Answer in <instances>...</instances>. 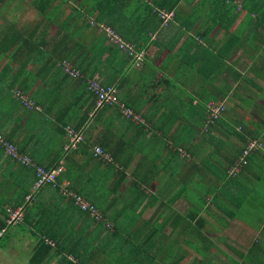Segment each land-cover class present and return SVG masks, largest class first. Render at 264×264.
<instances>
[{
	"label": "trees",
	"instance_id": "1",
	"mask_svg": "<svg viewBox=\"0 0 264 264\" xmlns=\"http://www.w3.org/2000/svg\"><path fill=\"white\" fill-rule=\"evenodd\" d=\"M3 1L0 0V4ZM56 1H34L38 12L44 16L49 12L47 14L51 18L58 16L64 3L75 4L65 22L61 24L62 29H65L64 32L67 30L69 32L53 42V50L59 57L55 60L50 59L52 67L60 69L61 62L66 60L71 68L79 70L81 78H72L63 72L60 80L53 84L55 99L48 97L49 94L47 95L46 92H29L30 86L26 81L19 85L16 78L8 83L5 94L8 95L7 99L13 95L25 108L23 110H34L47 116L46 121H50L59 140L63 136L65 140L56 144L55 157L44 165L40 160L35 161L36 157L32 158L33 156L25 150L23 143L20 145L15 143L12 134L2 133L1 124L0 137L16 146L17 152L31 159V163L25 164L22 160L8 156L1 146L0 150L9 158V163H17L20 169H30L34 174L33 181L36 179L37 167H42L48 172L60 169L55 176V185L49 182L41 186L37 191L35 190L31 201H35V195L42 188L50 187L59 193L63 200H66L65 206L59 205L55 210H45L44 207L34 205L32 211L25 213L24 199L23 219L8 224L6 222L7 206L16 207L18 205L6 203L7 205L4 206L5 201L1 198L0 230L3 231L0 239L6 237L5 234L10 226L29 224L28 233L35 242L30 251L31 255L28 256L29 264H50L54 260L57 264H140L149 253L143 249L146 242H152L154 245L153 258L156 254L163 255L161 263L169 259L168 264H174L173 255L179 252L176 247L177 239H175L178 232H182L184 236L198 237L199 243L204 247L208 246V243L212 244L206 234L207 231H219L229 222L236 224L237 220L245 224H253L250 214L257 210L259 213L264 212V192L247 200L244 189L248 188L241 178V173L250 167V161L255 158L256 152L264 149V125L255 120H249L250 124L248 123L247 109L252 107V103L242 97L250 99L252 96L248 94L254 93L253 90L248 93H235L238 86L232 89L225 80H220V84L218 82L217 85H211L209 73L198 70L195 72L197 76L191 79L190 84L197 83L201 88L194 95L187 93L186 99H183L184 96L180 97L181 106L170 105L171 97H168L166 92L154 90L152 94H148L150 88L156 85L155 80L150 79L149 76L155 70L153 69L155 65L152 61H146L145 49H147L146 45L151 43L152 36H155L160 28L167 27L173 20H178L176 22L181 24L180 29L187 31L185 42L190 44L184 45L182 58L192 57L196 61L200 59L206 61L204 56L208 60L211 54H214L218 61L231 47L242 42L238 35H243V31L248 28V18L257 20L258 17L264 15V0H258V2L257 0ZM45 8L49 11H45ZM83 8L86 10L83 11ZM257 8L261 11L260 16L255 14ZM160 11L172 13L167 22L164 23L160 17ZM242 12L244 15L237 27L232 30ZM156 20L157 24L154 23ZM69 21H72L73 25L69 24ZM100 24L112 28L121 37L123 44H127V47L121 48L118 44L110 42L104 31L99 28ZM214 28L224 31L222 37L225 36V39L222 38L221 42H214L212 37H209ZM15 33L9 45L21 37L18 32ZM77 33L80 34L81 41L72 42L71 40L70 42V38H75V35L77 37ZM245 37L249 38L247 32ZM203 41L208 42L212 50L208 47L204 48V45L199 43ZM142 43L145 45L143 46ZM23 44L26 45V42ZM240 45L246 46L245 43ZM5 46L6 43L3 42L0 49L5 51L2 49ZM139 53L142 54L139 56ZM121 57L123 59L118 60ZM57 60H59L58 64H56ZM47 62L49 61L43 63L37 74V77H42V80L47 76L45 74L48 69ZM185 64L186 61L183 66ZM218 65L215 63L213 65V79L215 76L217 79ZM240 73L241 70L235 75L236 78L240 76ZM30 76L27 74L26 78ZM35 77L36 75L30 78ZM57 77L53 76L52 80ZM70 78L73 81L68 85ZM241 78V80L245 79L244 85L247 84L244 89L249 90L253 85L247 80L245 69H243ZM93 79L98 81L103 89L113 87L116 91L115 98L123 106L106 101L96 107L97 94L88 88V84ZM166 80L167 84L165 83L164 87L171 90L173 83L170 79ZM160 83L163 84L162 81ZM13 87L16 89L12 92ZM69 90L71 96L73 95L72 99L68 97ZM132 91L135 92L133 96L130 93ZM39 95L41 97L45 95L44 102L40 101ZM146 98L152 103L148 114L137 112L134 107ZM65 99L66 104L63 101V103L60 102ZM23 100L32 102L33 107L38 106L39 109L27 107ZM229 102L232 103V108H228L227 103ZM56 106L57 109L54 110ZM73 107H76L75 111ZM123 108H130L140 118L132 119L134 114L125 117L121 111ZM161 110L165 114L164 117L156 118L155 116H159L158 112ZM242 111L246 112L241 113ZM191 112L196 115V118L192 117ZM106 114L108 119L102 121ZM176 115L179 116L178 120H186L177 123L171 130L176 121ZM66 126L72 127L82 136L75 148L65 147L69 143ZM98 128L101 129L94 135L92 130ZM252 142H254L253 146L249 147L248 145ZM96 147L107 153L108 158L96 155ZM133 150H137L136 153H144L140 154L135 167L129 172L127 171V167H130L129 162L125 158L131 160ZM244 150H247L246 154ZM72 153H79L83 156L81 164H76V158ZM121 153L125 156L122 160ZM92 160H96L97 165L106 166L104 180L100 184L102 195H87V192L78 185V169ZM261 165L262 163L259 167ZM114 168L115 171L110 172ZM162 171L160 175L163 180L159 188H156V192L149 194L146 191L149 182ZM256 172L253 171L254 174H259ZM261 174L263 175L258 176L263 178L264 168ZM125 176L131 178L130 187L127 189L128 193L133 195L118 196L117 198L122 200L120 209L109 213L112 207L109 202L111 198L108 202L104 199L110 192L115 193L112 201L116 199ZM111 177L115 178L111 187L104 188ZM244 178L247 182H252L251 176ZM64 181L67 182L66 190L82 196L89 208L81 209L72 197L61 193V183ZM31 185L24 198L31 191ZM127 197H148L149 205L160 198V204L148 218L143 219L141 209L137 208L138 204L131 200L124 202ZM179 198L184 199L187 206L183 213L177 211L175 214L172 208L170 211L168 204ZM166 204L168 206L164 211L167 210L168 214L165 212L159 219L158 212ZM251 206L255 209H251ZM33 214L37 216L32 218ZM170 214H173L174 218L170 221L171 232L174 231L175 235L165 232L168 220L166 215ZM206 216L214 222H208ZM119 219H123V223H120ZM107 220L112 222V230L104 240V244H96V241L100 240V235L103 234ZM107 225L109 227L108 223ZM120 228L125 229L127 237L122 235ZM16 236L17 232L12 235V237ZM251 249H254L256 259L264 264V245L258 247L253 242ZM205 251L198 249L202 259L193 260L192 264H205L207 257Z\"/></svg>",
	"mask_w": 264,
	"mask_h": 264
},
{
	"label": "crops",
	"instance_id": "2",
	"mask_svg": "<svg viewBox=\"0 0 264 264\" xmlns=\"http://www.w3.org/2000/svg\"><path fill=\"white\" fill-rule=\"evenodd\" d=\"M34 1L35 0H4L0 4V45L3 42L6 43V46L2 47V49L5 51H2L0 49V57L2 56L3 58V54H8L7 56L8 59L14 60L11 67H8L7 65L1 67L2 65H0V98H1L0 106L4 102H7L9 104V106H7L5 111V115L7 116V118L2 123L1 132L5 134L7 133L12 134L15 143H17L18 145L23 143L25 145V150L33 156L32 158L34 157L37 158L35 161L40 160L41 164L46 165L50 161V159L55 157V149H48V150L44 149L40 151L36 149V147L38 145L40 146L42 145V147H44L45 145L46 138L44 136L38 137L39 132L37 131V128L38 126H40V124H42L47 120L46 119L47 116L45 117L40 112L37 113L34 110H23L25 108L13 95L11 96V98L7 99L8 95L6 96L5 91L8 89V83L12 81L14 78H16L17 84L19 85L26 81V83L30 86L28 89L29 92L40 90V87L44 83L41 79L42 77L40 76L37 77V74L45 61H49L47 62L48 69L45 73L48 76V77L46 76V82L47 83L51 82V84L53 85L55 81L57 82L60 80V76L62 75L63 71L60 66H59L60 69L59 68L54 69V67H52V61L50 60L51 58H54L55 60V58L59 57V55H56L55 50H53V42L55 41L56 38L61 37L62 35H66V32H69L68 30L64 32L65 29H62L61 24L65 22L66 17L72 10V6H74L75 4L72 2H70L68 5L64 3L59 10L58 16L51 18L48 16L49 14H47L49 12H47L45 16L41 12H38V9H36L34 6ZM58 1L59 0H57L56 2ZM66 10L68 12L67 14L64 15V12ZM85 10L86 9L83 8V11ZM45 11H49L48 8H45ZM243 15L244 12L241 13V15L234 23L232 30H234L237 27ZM176 21L178 20H173L167 27L160 28L156 32L155 36H152L153 39L151 43H149V45H146L147 46V49H145L146 58H147L146 61L147 62L152 61L153 65H155L153 67V69L155 70L151 73V75L149 74V76L150 79H154L156 83L154 87L150 88V93L148 94H152L154 90L155 91L159 90L160 92L164 91L167 93L168 97H171V101L177 102V104L180 106L182 104L180 97L184 96V98L183 97L182 98L186 99L187 93L194 95L201 87L197 83H195V85L190 84L191 79L195 78L197 76V73L189 74L187 75V78L184 77L185 72H184L183 64L186 61V64L193 63L192 64L193 66L195 65L198 66L197 71L198 70L207 71L209 73L208 75H210L211 77V82H210L211 85L212 84L217 85L218 82L220 84V80L223 81L225 80L232 87V89H234V86H238V90H237L238 92L248 93V92H252L253 90L254 93L248 95L252 96L251 97L252 99H256L259 102L255 103L254 100L252 102V107L247 109L248 122L249 120L250 121L255 120L256 122H259L263 125L262 121L264 122V64H261L259 66L260 63L257 61L258 55L249 57V55L251 54L250 51L246 50L245 47H242L243 45H240L245 43L246 41V37H245L246 30L243 31V35L242 34L241 36L238 35V37L242 39V42H240L239 45L233 46L228 51H226L222 56V59L216 61V56L214 54H211L210 56V58L212 57L211 59L215 57L214 62L213 61L210 62L209 61L210 58L207 60L206 56H204L206 61H202V59L196 61L192 57L189 58V56H188L189 59H187V57L186 59L182 58L181 54H182V50L184 51L185 49L184 45L185 44L190 45V44L185 42L187 31L185 29L181 30L179 27V25L181 24H179ZM154 23L157 24V20L154 21ZM69 24L73 25V22L69 21ZM15 32H18L21 35V37L18 41L16 40L12 41L9 45L8 43L12 40V37L16 35ZM223 33H224L223 30H215L214 28V30L210 33L209 37H212V40L214 42H221L220 40L222 38L225 39V36L222 37ZM259 34H260L259 35L260 38L264 42V30L261 29ZM81 39L82 38L80 34L77 33V37L75 35V38L72 39L70 38V42L71 40L72 42L75 40L81 41ZM19 41L20 43L26 42V45H24L25 49L21 48ZM199 43H202L204 45V48L211 47V45H209L208 42L203 41ZM7 45H9V47ZM210 49L212 50V48ZM17 53L20 54L24 53L23 57L20 58L17 55ZM24 59L26 60L25 63L23 62ZM20 61H22V63ZM219 61H221L222 63L221 65H218L219 71L216 73L217 79L216 76L213 79V75H214L212 73L213 65L214 63L219 64ZM56 62H57L56 64H58L59 60H57ZM243 69H245L247 80L250 81L251 84L253 85L252 87L249 88V90L247 89L244 90V87L241 84ZM240 70H241L240 76L236 78L235 75H237V72ZM27 74L28 75L30 74L31 76L36 75V77L32 79L30 78L31 77L30 76L27 79L26 78ZM53 76H58V77L55 79L53 78L52 80ZM166 79H170L173 83L172 84L173 88L171 90H167L164 87V85L167 84ZM161 81L163 82V84L160 83ZM115 82H113V84ZM178 86H180L181 88L180 89L181 93L178 96L177 95L171 96L172 93H174V91L178 89ZM66 88L64 90H66ZM14 89H16V87H13L11 89L12 92ZM184 92L186 93L185 95ZM130 93L133 96L135 92L132 91ZM69 96L71 97V99L73 98V95L71 96L70 90L68 93V97ZM39 97L42 100L44 99L45 95H42V97L39 95ZM4 99L5 101H2ZM10 100L16 102L17 108L11 107ZM62 101L65 102V104L67 102L66 99L65 101L61 100L60 102ZM227 104L229 108H232V103L229 102ZM151 105H152L151 100L146 98L142 102H140L137 105V107H134L133 105L132 106L135 108L137 112L148 114V110H150ZM56 109L57 106L54 108V110ZM158 113L160 115L155 116L156 118L160 116L161 118H163L165 115L162 112V110ZM191 115L192 117L196 118V115L193 112H191ZM106 116L107 114L104 115L102 121H106L108 119L107 118L108 116L107 117ZM175 117H176V121L171 130H173V128L177 125V123H181L182 121L186 120V119L178 120L177 119L179 117L178 115H176ZM11 123H13V125H11ZM100 129L101 128H98L96 130L99 131ZM63 138L60 139L59 142L64 141L65 137L63 136ZM38 139H42V140L38 142ZM135 151L138 152L137 150H133L131 155L134 156L130 158L131 160H128L126 158V160L129 162L128 166H130L127 167L128 168L127 171L129 172H131V169L135 167L137 161L140 158L141 153L140 152L136 153ZM72 154L74 158H76L75 160L76 164L78 163L81 164L83 156H81V154L79 153L77 154L72 153ZM121 155H122L121 157L122 160V158H124L125 156L123 155V153H121ZM8 160L9 158L4 154L2 150H0V199L2 198L1 200L5 201L4 206H6L8 203L12 205H20L24 202V196L27 193L33 181L34 174L30 169L28 170L22 168L20 169L17 163H13V162L9 163ZM260 163L264 165V149L260 152H256L255 158H253L250 161V167L243 170L242 172L243 174L241 173L242 175L241 178L244 182V185L246 186V188H248V189H244V194L247 200L252 197L258 196L257 194H260L261 192H264V177L260 178V176H258V175H263L261 174V171L264 167H261L262 165L259 167ZM88 166L92 167V170H91V175L87 180H85V174L82 175V172H84L87 168L86 167L82 168L81 166V168L78 169L77 172L78 174L77 176H79L78 185L79 187H81V189L83 188L84 191L87 192V195L89 194L93 196L98 194L99 191L101 190L100 184L104 180L103 175L106 172V166L104 164L97 165L96 160L90 161L88 163ZM114 171L115 168L110 170V172H114ZM253 171H257L259 174L256 175L253 173ZM162 173L163 171L149 182L148 188L146 189V191L149 192V194L156 192V188H159V184L161 180H163V178L160 175ZM128 176H125V179L122 180L121 185L118 189L119 195L115 197L116 199L112 201V197L115 194L114 192H110V194L104 199L106 202H108V200L111 198L109 202H111L112 207L110 208L109 213L112 210L120 209L122 200L117 198L118 196H120L121 194L130 195V196L133 195L132 193H128L127 188L130 187V182H131V178H130L131 176L130 177ZM243 176L244 177L251 176L252 182H247ZM157 177H161L159 182H156ZM259 178L263 179V183L261 185H258L260 180ZM65 179L68 180V178ZM114 180L115 178L113 177L109 178L107 183L104 185V188L106 189L110 188ZM37 195L38 196L35 199L34 203L29 208L25 209V213L30 210L32 211V207L34 205L43 207L40 205L42 198H46L47 203L53 204L57 202L58 205L65 206L66 200L65 199L63 200L60 197L59 193H56L50 187L42 188ZM130 200L134 201L135 204L139 205L137 208L141 209V213H142V209H144V207H140L141 205H145L147 207L149 206V208H153V211L151 212L152 214L156 209V207L160 204V198H158L151 205H149L148 197L145 198L127 197L125 198L124 202ZM177 200L178 199L170 203L168 202L169 209L171 211L172 208L175 214L177 213V211L179 213H183L181 209H178L174 205ZM50 204L48 205L47 208L44 207V209L52 210ZM168 205L166 204V206L164 208L162 207L158 212V217H160L159 219H161V217L167 211L164 210L167 208ZM36 210L37 209L35 208V211ZM166 214H168V212H166ZM35 216L37 215L33 214L32 218H34ZM166 216H168V220L165 225V232L170 235V232L172 231L170 221L174 218L172 217L173 214ZM256 218L258 219L263 218V219H261V223H259V225L252 227L251 229L248 228V225L250 224H245L242 221L237 220L236 224L229 222L225 228L222 227L219 231L217 230H215V232L207 231L206 234L210 238L211 243L213 245L208 243L207 244L208 246H204V247L202 244L199 243L198 237L193 238L192 236L190 237L184 236L182 232L181 233L178 232L175 235L174 231L171 232V234L175 235V239L176 237L180 236V240L178 239L176 240L177 248L179 252H175L173 255V260L175 261L174 264H178L182 259L187 257V255H184L187 254V251L185 250L182 244H187V245L190 244L192 250H194L196 253H198V249H201L203 251L206 250L205 252L207 257L205 264H219L215 256L209 255L207 253V250H216L220 252L213 237L217 236L216 234L220 235L221 233H225V235H229V238L219 237L218 235L216 240L222 243L224 246H227L239 258L236 259L230 254H226L224 252V255L227 256L228 262H230V264H262L256 259L257 255H255L254 249L253 250L251 249V245L253 242L255 243V245H258V247L264 245V215L263 217L260 218L256 217ZM206 220L210 223L214 222L210 219V217H208V219ZM254 224H252V226H254ZM231 236L233 242H235L237 245H234L233 243L227 241L231 238ZM188 238L190 239V241ZM162 256L163 255H160L159 260H161ZM168 261L169 259L165 260L162 264H168Z\"/></svg>",
	"mask_w": 264,
	"mask_h": 264
},
{
	"label": "rangeland",
	"instance_id": "3",
	"mask_svg": "<svg viewBox=\"0 0 264 264\" xmlns=\"http://www.w3.org/2000/svg\"><path fill=\"white\" fill-rule=\"evenodd\" d=\"M257 2H258V0H257ZM260 5L261 4H259V6ZM259 6H258V8H259ZM258 8H257V13H255V14L260 16L261 11ZM258 11H260L259 14H258ZM67 12L68 11L66 10L64 12V15L67 14ZM253 17H254V14H253ZM263 17H264V15L261 16L260 18L258 17L257 20H256V18H254V19H252V18L249 19L248 18V21H247L248 28L246 29V32L248 33L249 38L246 39V41H245V45H246L245 46V49L248 50V51H250V53H251L249 55V57H252L254 55L255 56L258 55L257 61L260 64H264V42H263V40L259 36L260 35L259 34L260 30L261 29L264 30V18ZM19 43H20V41H19ZM20 46H21V48L25 49V46H24V44L22 42L20 43ZM23 54L24 53H21V54L20 53H17V55L20 58L23 57ZM141 54L142 53H139V55H141ZM7 56H8V54H3V58H2V56L0 57V65H2L1 67H3L4 65H7L8 67H11V65L13 64V61L14 60L8 59ZM214 58L211 59V61L214 62ZM122 59H123V57H121L118 60H122ZM25 61L26 60L24 59L23 62L25 63ZM20 62L22 63V61H20ZM221 63L222 62L219 61V65H221ZM192 64L193 63H188V64H185V66H183L184 67V72H185V75H184L185 78H187V75L193 74V73H195L197 71L198 66H196V65L193 66ZM260 64H259V66H260ZM183 67H182V69H183ZM45 73H46V71H45ZM42 81H43L44 84L42 83L43 85L40 87V90H38V91L46 92L47 95L49 94L48 97H52V99L53 98L55 99L54 90H53L54 85H52L51 82H48L47 83L46 82V78L43 79ZM72 81H73V79L70 78L68 80V85ZM243 81L244 80H241V84L243 85V87H245V86L247 87V84L245 83V85H244V82ZM174 84H176V83H174ZM180 89H181L180 86H178V89H176V91H174V93H172L171 96H175V95L178 96L181 93L180 92ZM234 92L236 93L238 91L235 90ZM38 93L39 94H42L40 92H38ZM239 93H243V92H239ZM242 97L245 98V100L247 102H251L252 103L254 100H255V103H258L259 102L256 99H252V98H250V99L248 98L247 99L245 96H242ZM2 101H5V99L2 100ZM40 101L44 102L45 99H42ZM10 102H11V104H10L11 107L17 108L16 102H14L13 100L12 101L10 100ZM166 103H167V101H166ZM7 104H8L7 102H4L0 106V122H1L0 124H2L3 121L7 118V116L5 115L6 108H7V106H9V104L8 105ZM171 104L177 105V102L172 101V103H170V105ZM166 107L169 108L168 106H166ZM228 108H229V106H228ZM72 109H73V111H75L76 110V107H73ZM244 112H246V111H242L241 113H244ZM262 123L264 125V122L263 121H262ZM11 125H13V123H11ZM37 131L39 132L38 137L44 136L46 138V140H45L44 147H42V145L41 146L38 145L36 147V149H38L40 151H42L44 149L45 150H48V149H56V144H59V141L60 140H59V137H58L56 131H54L52 129V124L50 123V121H45L42 124H40V126H38V128H37ZM92 131H93V134L94 135H95V133L97 134V132H98V130H96V131L95 130H92ZM41 140L42 139H38V142H40ZM129 150H130V147L128 148V152H129ZM141 153L143 154L144 152H141ZM133 156L134 155H132L130 158H132ZM120 157H122V155H120ZM82 167L83 168H85V167L87 168L84 172H82V175L85 174V180H87L90 177V175H91L92 167H89L88 166V163L87 164H84ZM161 177H157L156 178V182H159V180L161 179ZM262 183H263V179L259 180L258 185H261ZM102 193H103V191L100 190L98 194L99 195H102ZM37 196L38 195H35V198H37ZM108 199H109V197H108ZM33 203H34L33 201H31L30 203L28 202V203L25 204V207L26 208H29ZM49 204L50 203H47L46 202V198H42L41 199V203H40L41 206L47 208ZM174 205L178 209H181V211H184L185 207L187 206V202L184 199H178L175 202ZM50 207H51L52 210H55L56 208L59 207V205L56 202V203L50 204ZM140 207H144V209H142V216L141 217L143 219L148 218L150 216L151 212L153 211V208H149V206L147 207L145 205H141ZM251 209L254 210V207H252ZM263 215H264V212L259 213L258 210L257 211H254L253 214H250V218H253V222L255 224L253 223L254 226H252V224L251 225H248V228L251 229L252 227H255V226L259 225V223H261V219H263V218H260V217H263ZM256 217H259L260 219H258ZM205 218L208 219L207 216ZM119 220H121L120 223H123V219H119ZM107 223L109 224V227H108ZM107 223L104 224V228L105 229L103 230V234L100 235V240H97L96 241V244H98V243H101V245L104 244V240L107 239V235L111 232L112 225L113 224L110 221H108ZM28 227H29V224H26V225L23 224V225L10 226L9 227L8 232L5 234L6 237H3V238L0 239V264H29L28 261H27L28 260V256L31 255L30 251L32 250L33 245H34L35 242H34V239H32V237L30 238V234L28 233L29 232L28 231ZM20 228H22V229H20ZM119 230H120L121 233H123L122 235H124L125 237L128 236V235H126V232H125V229L124 228H120ZM16 232H17V236L16 237H12V235L14 233H16ZM216 235L218 236L219 234H216ZM217 236H214L213 238H214V241L217 244V247L219 248L220 252H218L216 250H207V253L209 255H214L215 258L218 260V263L219 264H230V262H228L227 256L224 255V252L226 254H230L231 256H233L236 259H239L238 256L233 253L232 250H230L227 246H224L222 243H220L219 241L216 240ZM219 237L229 238V235H225V233H221L219 235ZM176 239L180 240V236L176 237ZM189 241H190V239H189ZM227 241H229L230 243H233L234 245H237L235 242H233L232 236ZM2 245H4V247H2ZM182 245L184 246L185 250L187 251V254H184V255H187V257H185L184 259H182L178 264H191L193 262V260L202 259V256L199 253H196L194 250H192L190 244L189 245L182 244ZM176 247H177V242H176ZM143 249H144V251H149V253H148V255H146L142 259V261L140 262V264H162L161 261L159 260V258H160V255L159 254H156V256L153 258L154 245H153L152 242H146L145 245H143ZM50 264H57V262H56V260H54Z\"/></svg>",
	"mask_w": 264,
	"mask_h": 264
},
{
	"label": "built area",
	"instance_id": "4",
	"mask_svg": "<svg viewBox=\"0 0 264 264\" xmlns=\"http://www.w3.org/2000/svg\"><path fill=\"white\" fill-rule=\"evenodd\" d=\"M160 17L163 19L164 23L167 22L172 13L171 12H166V11H160L159 13ZM99 28L104 31L106 36L108 37L109 41L118 44L119 47H127V44H123L124 42L122 41L121 37L109 26H106L104 24H100ZM140 56V55H139ZM61 67L63 69V72L66 74H69L70 77L72 78H81L82 75L79 74V70L71 68L70 64L66 61L63 60L61 62ZM88 88L90 90H93L94 93L97 94V99H96V107L101 106L102 103L106 101H112L115 104H118L119 106H123V104L119 101H117V98H115V89L113 87H109L106 89H103L100 85V83L96 80L93 79L91 80L90 83L88 84ZM18 92V91H17ZM16 92V93H17ZM24 104L32 108L33 104L32 102H28L23 100ZM32 109H39L38 106L33 107ZM122 113L124 114L125 117H129L130 115H133V111L130 108L122 109ZM140 118L138 115L134 114L132 116V119H138ZM66 134L68 135V141L69 143L65 146L66 148H75L76 143L79 142L82 139V136L80 133H77L72 127L66 126ZM254 142L252 144L248 145L249 147L253 146ZM0 146L5 150V153L8 156H12L16 159L22 160L23 163L29 164L31 163V159L27 158L25 155L19 154L16 150V146H14L12 143L6 141L4 138L0 137ZM244 153H247V150H244ZM95 154L98 155L99 157L103 156L104 158H108V154L104 153L103 150L99 147L95 148ZM244 162V161H243ZM60 169L52 170L50 172L45 171L42 167H37L36 170V179L33 181L31 185V191L26 195L25 202L28 203L31 201L33 198V194L39 189L41 186L45 185L46 183L52 182V185H55V176L58 174ZM67 185V182L64 181L61 183V188L60 191L61 193L65 196H70L74 199L75 203L80 206L81 209L89 208L87 201L82 197L77 195L76 193L73 192H68L65 188ZM36 190V191H35ZM69 197V198H70ZM92 208V207H90ZM6 211L8 213V218L6 219V222L8 224H12L18 221H21L23 219L24 215V205H18L16 207L12 206H7ZM3 230H0V236L2 234Z\"/></svg>",
	"mask_w": 264,
	"mask_h": 264
}]
</instances>
